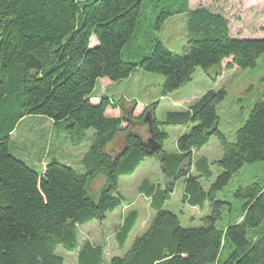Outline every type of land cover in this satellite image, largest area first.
<instances>
[{"label":"trees","instance_id":"1","mask_svg":"<svg viewBox=\"0 0 264 264\" xmlns=\"http://www.w3.org/2000/svg\"><path fill=\"white\" fill-rule=\"evenodd\" d=\"M142 1L0 0V264H64L59 245L77 250L78 264H104L102 245L86 240L79 246V226L101 221L121 206L119 179L132 174L145 156L157 157L173 181L164 191H145L152 198L154 217L126 253L108 264H264V231H256L264 222V182L243 189V215L224 229L217 223L226 202L216 200V192L244 164L264 161V100L254 105L230 141L217 127L216 104L226 91L209 90L186 109L168 111L163 122L152 118L148 132L160 146L152 154V144L133 129L145 116H134L137 101L126 106L122 97L115 103L107 96L99 103L91 100L99 79L118 81L137 67L163 75L165 94L191 81L199 66L206 72L216 67L217 74L226 59H231L228 68L254 67L264 53V37H235L223 15L205 7L191 9L189 0H155L166 4L162 9L172 8L163 20L188 14L189 43L176 54L157 40L139 61H126L122 51L135 32ZM93 37L98 42L94 46ZM158 102L147 112L154 116ZM108 107L120 108L122 115L107 116ZM33 114L71 135L79 133L81 140L92 129L80 171L53 158L38 172L10 152L12 132ZM160 124L190 127L177 138V153L163 149L167 133ZM212 135L223 146L222 158L215 161L222 172L206 191L199 178L211 177V162L206 157L195 161L194 153ZM118 141L122 146L115 150ZM194 167L199 173L195 176L190 174ZM99 176L104 184L96 199L89 189ZM180 177L185 178L186 201L199 209L210 203L211 213L201 226L183 227L174 212L163 208ZM137 217L138 212L128 213L118 226L121 249ZM226 247L232 250L223 261Z\"/></svg>","mask_w":264,"mask_h":264},{"label":"rangeland","instance_id":"2","mask_svg":"<svg viewBox=\"0 0 264 264\" xmlns=\"http://www.w3.org/2000/svg\"><path fill=\"white\" fill-rule=\"evenodd\" d=\"M163 5L166 4H157L155 0L142 1L141 15L135 32L122 51L124 60L139 61L151 52L152 45L157 40L173 53L184 52L190 40L188 14L177 13L163 20L162 16L172 9L171 6H164L162 9ZM189 5L191 9L205 7L223 15L228 21L231 34L235 37H264V0H189ZM97 43L93 37L92 45ZM230 61L231 59L223 61L221 74H217L216 67L209 69L208 72L201 66L197 67L191 81L166 94L164 93V76L141 67H137L129 77L115 81L110 88L106 86L109 80L99 81L95 87V94L100 96L106 92L107 95L116 97H109L113 103L123 96L126 106H132L133 100L137 101L134 110L136 118L144 112L146 107L159 101L154 108L153 117L163 122L168 111L186 109L209 90L216 92L225 90V97L216 104L219 116L217 127L230 141H233L238 128L246 122L254 105L264 100V53L257 59L254 67L228 68ZM128 126L127 122L123 123L124 128ZM159 127L167 133L163 149L169 154L177 153V138L189 131L190 127L174 124H160ZM133 129L138 131L143 139L150 138L146 122H141ZM86 131V138L81 140L79 133L71 135L42 115H27L12 132L9 148L13 155L38 172H42L47 162L53 158L62 163L74 165L80 171L79 163L88 150L89 137L92 135V129ZM121 146V142H117L112 148L117 150ZM222 156L223 146L217 135H212L208 143L194 153L195 161L206 157L211 162V177L199 178L200 184L206 191L211 189L212 184L222 172V168L215 163ZM190 174L198 175L197 168L194 167ZM166 178L161 161L154 156H145L132 174L122 175L119 179V190L123 192L126 199L121 206L116 208L114 213L109 212L101 221L94 219L87 226H79V246L86 240L95 245H102L105 253L104 264H108L114 256H123L134 239L146 230L156 212L147 199L145 192L147 183L158 185L165 183ZM168 180L173 181L172 178ZM254 182H264L263 160L244 164L229 183L216 192V200L226 202L221 209V219L217 223L219 228L224 229L240 220L247 200L241 192ZM103 184V176L95 178L89 194L97 199ZM174 184V189L165 200L163 208L174 212L183 227L203 225V218L211 213L210 203L206 202L202 209L195 208L185 200V178H177ZM131 208L138 211V217L125 247L121 249L116 240V232ZM256 231L258 233L264 231V222ZM231 250L229 247L224 249L221 256L223 261L229 256ZM57 253L63 256L64 264H78L77 250L69 251L59 245Z\"/></svg>","mask_w":264,"mask_h":264},{"label":"crops","instance_id":"3","mask_svg":"<svg viewBox=\"0 0 264 264\" xmlns=\"http://www.w3.org/2000/svg\"><path fill=\"white\" fill-rule=\"evenodd\" d=\"M241 38H243V37H241ZM105 79H106V80H109V79H107V78H102V79H99V80L97 81V83H98L99 81H103V82H104ZM103 82H102V83H103ZM114 82H115V81H111V80H109V82L106 83V84H107V85H106L107 88H110V87L113 85ZM95 90H96V89H95ZM95 90L93 91V93H92V97H91V100H92V102H94V103H99L100 100H101V98H102V96H107V97L116 98V97H113V96L107 95L106 92L103 93V94H101L100 96H98L97 94H95ZM121 97H123V96H121ZM106 115L109 116V117H119V116L121 115V110H120V108L108 107V108L106 109ZM48 120H50V119H48ZM50 121H51V123H53L52 120H50ZM168 184H169V180H168V178L165 179V183L158 184L157 186H156V185H153V184H151V183L149 182V183H147V191L150 192V191H152V189H153L154 187H156L155 189L158 190L159 192H161V191H164V190L167 188ZM185 185H186V183H185ZM119 193L121 194V196L123 197V199L126 200V199H125V195L123 194V192H121V191L119 190ZM147 194H148V193H147ZM147 199H148V201H150V202H151V200H152V198H151V197H148V195H147ZM163 205H164V204H163ZM194 207H195V206H194ZM204 207H205V206H204ZM195 208L199 209L198 207H195ZM210 209H211V207H210ZM131 212L137 213L138 211H137L135 208H131V209L129 210L128 213H131ZM108 213H109V212H108ZM108 213H107V214H108ZM111 213H114V211L111 212ZM107 214H106V216H107ZM89 223H90V222H89ZM87 225H88V223H86V224H84V225H82V226H87Z\"/></svg>","mask_w":264,"mask_h":264},{"label":"water","instance_id":"4","mask_svg":"<svg viewBox=\"0 0 264 264\" xmlns=\"http://www.w3.org/2000/svg\"><path fill=\"white\" fill-rule=\"evenodd\" d=\"M152 118H153L152 112H151V111H148L147 114H145V119L143 120V123L146 122V123L149 125L150 130H152V129H151V127H152V123H153ZM148 142L152 144V146H151V150L148 151V152L151 153V154L153 153V150H154V149L160 147L158 141H156L153 137H150V138L148 139Z\"/></svg>","mask_w":264,"mask_h":264},{"label":"flooded vegetation","instance_id":"5","mask_svg":"<svg viewBox=\"0 0 264 264\" xmlns=\"http://www.w3.org/2000/svg\"><path fill=\"white\" fill-rule=\"evenodd\" d=\"M142 114H144V115L147 114V107L145 108V110H144V112H143ZM144 119H145V116H144L143 120H144ZM148 139H149V138H148ZM144 141L147 142V140H145V139L143 140V142H144ZM118 142H119V141H118ZM146 150H147V147H146Z\"/></svg>","mask_w":264,"mask_h":264}]
</instances>
